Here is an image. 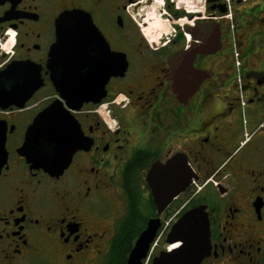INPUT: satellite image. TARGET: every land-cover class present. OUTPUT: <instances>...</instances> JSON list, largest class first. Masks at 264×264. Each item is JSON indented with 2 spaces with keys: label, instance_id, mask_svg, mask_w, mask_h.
Wrapping results in <instances>:
<instances>
[{
  "label": "flooded vegetation",
  "instance_id": "obj_1",
  "mask_svg": "<svg viewBox=\"0 0 264 264\" xmlns=\"http://www.w3.org/2000/svg\"><path fill=\"white\" fill-rule=\"evenodd\" d=\"M77 9L99 30L79 75L118 72L73 108L51 51ZM55 101L82 136L59 174L19 150ZM0 120V264H127L151 219L141 264H264V0H0ZM175 155L158 203L148 172Z\"/></svg>",
  "mask_w": 264,
  "mask_h": 264
},
{
  "label": "water",
  "instance_id": "obj_2",
  "mask_svg": "<svg viewBox=\"0 0 264 264\" xmlns=\"http://www.w3.org/2000/svg\"><path fill=\"white\" fill-rule=\"evenodd\" d=\"M96 33H99V30L91 14L83 9L67 11L57 20V39L52 45L51 62L61 66L62 73L54 77V82L58 91L73 108H79L85 100H98L105 93L106 81L113 73L118 72L114 67L109 69L105 76H96V73L90 69L79 75L80 69L85 65L89 66L92 62L88 50L92 47L90 40L96 37ZM98 38L105 40V37L100 35ZM80 79L83 81L81 85ZM93 80L95 85L90 84ZM15 94L17 92L12 91V95ZM58 104L59 102L55 101L36 116L27 130L25 141L19 148L29 161L36 166L44 167L51 174L62 172L70 163L73 153L82 146L77 119L69 109H64ZM0 152L5 153L0 154L1 167V161L7 157L5 130L0 132ZM178 158H181L180 155H175L165 164L155 163L148 172L147 178L158 203L162 201L165 192L162 187L170 183V178L180 174L176 165ZM187 177L188 169L185 165V183ZM169 192L171 195L176 193L175 190ZM185 225L189 231L194 230V224L182 221L172 228L171 234L180 230L185 231ZM157 227L158 222L151 219L147 228L134 240L127 264H141V259L146 254ZM189 238L192 239L193 236ZM169 260L168 262H172L171 259Z\"/></svg>",
  "mask_w": 264,
  "mask_h": 264
},
{
  "label": "trees",
  "instance_id": "obj_3",
  "mask_svg": "<svg viewBox=\"0 0 264 264\" xmlns=\"http://www.w3.org/2000/svg\"><path fill=\"white\" fill-rule=\"evenodd\" d=\"M126 226H127V229L130 230V231L132 232V231H135V230H136V227L139 226V223L136 222V221H134V220L132 219V220H129V221H128V223L126 224ZM128 241H130V239H129ZM122 249H123V248H122L121 246H119V248L117 249V251H116V253H115V256H116L115 259L120 260V258L123 257Z\"/></svg>",
  "mask_w": 264,
  "mask_h": 264
},
{
  "label": "rangeland",
  "instance_id": "obj_4",
  "mask_svg": "<svg viewBox=\"0 0 264 264\" xmlns=\"http://www.w3.org/2000/svg\"><path fill=\"white\" fill-rule=\"evenodd\" d=\"M159 21H160V25H159V26H160L161 30L166 29V27H167V22H168V21H165V20H163V19H162V20L160 19ZM159 21L156 22V20H154V25H155V26H158L157 24H158ZM154 25H153V26H154ZM159 35H160V32L157 33L154 37L157 38Z\"/></svg>",
  "mask_w": 264,
  "mask_h": 264
},
{
  "label": "built area",
  "instance_id": "obj_5",
  "mask_svg": "<svg viewBox=\"0 0 264 264\" xmlns=\"http://www.w3.org/2000/svg\"><path fill=\"white\" fill-rule=\"evenodd\" d=\"M108 123H110V122H108Z\"/></svg>",
  "mask_w": 264,
  "mask_h": 264
}]
</instances>
